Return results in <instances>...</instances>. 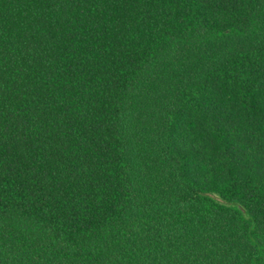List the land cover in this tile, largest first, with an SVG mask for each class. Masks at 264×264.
<instances>
[{"label": "trees", "instance_id": "obj_1", "mask_svg": "<svg viewBox=\"0 0 264 264\" xmlns=\"http://www.w3.org/2000/svg\"><path fill=\"white\" fill-rule=\"evenodd\" d=\"M0 264H264V0H0Z\"/></svg>", "mask_w": 264, "mask_h": 264}]
</instances>
